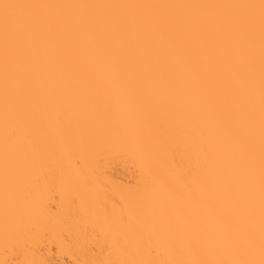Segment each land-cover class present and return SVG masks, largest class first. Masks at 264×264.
I'll use <instances>...</instances> for the list:
<instances>
[{
  "label": "bare ground",
  "instance_id": "bare-ground-1",
  "mask_svg": "<svg viewBox=\"0 0 264 264\" xmlns=\"http://www.w3.org/2000/svg\"><path fill=\"white\" fill-rule=\"evenodd\" d=\"M0 264H264V0H0Z\"/></svg>",
  "mask_w": 264,
  "mask_h": 264
},
{
  "label": "snow or ice",
  "instance_id": "snow-or-ice-1",
  "mask_svg": "<svg viewBox=\"0 0 264 264\" xmlns=\"http://www.w3.org/2000/svg\"><path fill=\"white\" fill-rule=\"evenodd\" d=\"M5 7L7 8V7H9L8 5H5Z\"/></svg>",
  "mask_w": 264,
  "mask_h": 264
}]
</instances>
